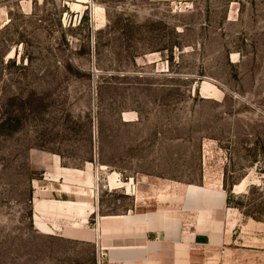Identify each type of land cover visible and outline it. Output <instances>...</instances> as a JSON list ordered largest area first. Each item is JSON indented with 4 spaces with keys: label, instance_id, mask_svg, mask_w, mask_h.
<instances>
[{
    "label": "rangeland",
    "instance_id": "rangeland-1",
    "mask_svg": "<svg viewBox=\"0 0 264 264\" xmlns=\"http://www.w3.org/2000/svg\"><path fill=\"white\" fill-rule=\"evenodd\" d=\"M76 3L0 0V264H106L37 202L94 230L135 194L187 264H264V0Z\"/></svg>",
    "mask_w": 264,
    "mask_h": 264
},
{
    "label": "crops",
    "instance_id": "crops-1",
    "mask_svg": "<svg viewBox=\"0 0 264 264\" xmlns=\"http://www.w3.org/2000/svg\"><path fill=\"white\" fill-rule=\"evenodd\" d=\"M221 193L219 191L220 205L225 199L224 191ZM132 199V205L124 214L99 215L97 228L94 230L85 227L88 217L96 214V210L88 203H76L71 198V202H37L36 208L51 216L57 213L56 209L59 207L67 210L65 214L81 218L86 216L82 225L75 223L77 227L72 226L71 231L63 227V231H69L71 238L75 240L96 245L99 253L105 255L106 264H187V236L180 219L159 210H144L136 194ZM214 223L213 227L223 225L221 221ZM229 223L231 222L226 221L224 228L221 227L216 236L207 234L202 240L213 246L228 245L225 228ZM237 229L234 225L232 231Z\"/></svg>",
    "mask_w": 264,
    "mask_h": 264
},
{
    "label": "trees",
    "instance_id": "trees-1",
    "mask_svg": "<svg viewBox=\"0 0 264 264\" xmlns=\"http://www.w3.org/2000/svg\"><path fill=\"white\" fill-rule=\"evenodd\" d=\"M225 190H227V192H228V197H227V202L229 201V204H230V201L233 199V194H232V192H233V187H229V188H227L226 189V178H225ZM239 208H241L242 210H244L245 209V207L244 206H242L241 204H240V206H238ZM244 214L245 215H250V213H246V212H244ZM254 220H256V221H260L258 218H256V217H253V216H251Z\"/></svg>",
    "mask_w": 264,
    "mask_h": 264
},
{
    "label": "bare ground",
    "instance_id": "bare-ground-1",
    "mask_svg": "<svg viewBox=\"0 0 264 264\" xmlns=\"http://www.w3.org/2000/svg\"><path fill=\"white\" fill-rule=\"evenodd\" d=\"M76 6H84L88 3V0H77Z\"/></svg>",
    "mask_w": 264,
    "mask_h": 264
},
{
    "label": "built area",
    "instance_id": "built-area-1",
    "mask_svg": "<svg viewBox=\"0 0 264 264\" xmlns=\"http://www.w3.org/2000/svg\"><path fill=\"white\" fill-rule=\"evenodd\" d=\"M62 1H69V0H62ZM77 1V0H76Z\"/></svg>",
    "mask_w": 264,
    "mask_h": 264
}]
</instances>
